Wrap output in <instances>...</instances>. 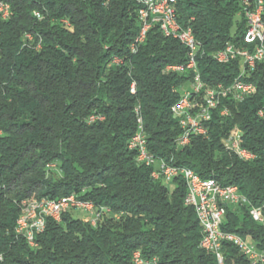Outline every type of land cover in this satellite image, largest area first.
Listing matches in <instances>:
<instances>
[{
	"label": "trees",
	"instance_id": "obj_1",
	"mask_svg": "<svg viewBox=\"0 0 264 264\" xmlns=\"http://www.w3.org/2000/svg\"><path fill=\"white\" fill-rule=\"evenodd\" d=\"M2 1L11 5L12 17L0 25V264H131L136 251L156 264H217L201 248L202 229L194 209L185 205L184 180L170 181V191L168 182L154 180L152 168L139 165L128 149L137 131L133 111L140 106L156 158L193 170L203 180L237 186L260 207L264 64L247 79L257 87L254 96L238 105L221 99L207 124L208 137H192L179 147L182 131L171 107L192 74L166 68L186 64L187 50L155 25L132 54L140 31L134 0ZM176 10L179 24L192 28L202 47L201 81L231 85L239 63L220 65L212 55L241 40L246 21L238 18L239 1L176 0ZM116 58L121 63L115 64ZM133 82L136 95L130 93ZM225 105L229 117L221 115ZM91 116L104 119L90 123ZM235 127L254 160L242 161L224 148ZM71 195L106 207L119 219L106 217L92 227L88 218L65 212L61 222L47 220L35 249L15 234L23 201ZM222 231L264 250V225L245 207H227ZM223 253L225 264H249L232 244L225 243Z\"/></svg>",
	"mask_w": 264,
	"mask_h": 264
},
{
	"label": "built area",
	"instance_id": "obj_2",
	"mask_svg": "<svg viewBox=\"0 0 264 264\" xmlns=\"http://www.w3.org/2000/svg\"><path fill=\"white\" fill-rule=\"evenodd\" d=\"M139 6L138 19L141 27V36L135 38L130 46L132 54H136L139 48L146 42L147 35L153 26L159 25L160 31L166 38L176 40L172 37L171 31H164L161 23H155L151 19V13H146L144 3L147 0H134ZM242 8L238 14L239 19H245L246 28L241 40L230 41L225 48L212 55L213 60L220 65H228L234 62L239 63L240 71L231 85L224 86L218 84L207 86L201 81L199 65V49L201 45L197 41L195 34L191 30H184L177 20L176 0H158L159 9H168V12H175L176 23H173V30H180V37H184L183 45L187 50V63L180 66H168L169 69H176V74L186 75L191 73L190 80L180 88V99L171 107V113L178 121L182 131L177 139L179 147H186L190 144L192 137H208L207 124L211 121V113L216 110L223 100L230 101V105L243 103V93H257L255 84L247 82L251 74L258 65L264 64V25L262 17H254V8L249 0H238ZM12 17L11 5L0 0V25L7 22ZM241 22V21H240ZM27 43L32 41L29 34L25 36ZM40 48V45H39ZM115 64L121 63L119 59H114ZM215 91H222V101H215ZM130 93L136 95V83L130 87ZM209 96V104L206 107H199V98ZM179 109H186V116H179ZM133 113L136 117L137 137L130 139L128 149L137 155L139 165L152 168L151 177L156 181H173L177 178L184 180L186 184L185 205L193 208L198 222L202 229L201 248L209 254L215 256L217 264H225L223 246L225 243L235 246L249 264H264V250H260L251 240H245L239 235L222 231V226L226 219L227 207L247 208L249 215L254 222L264 225V205L253 206L247 202L245 196H241L238 187L227 189L216 180H203L193 170L183 167L172 166L163 159L156 158L149 151L148 135L144 126V119L140 106L134 108ZM230 108L225 105L221 115L230 116ZM260 116L263 115L261 111ZM103 117L91 116L89 122L102 121ZM224 148L227 152L235 155L242 161H252L255 156L243 147L242 133L235 127L224 141ZM23 202H26L23 201ZM22 202V203H23ZM22 206V204H21ZM43 209H51V217H44L41 221V228H34L32 232H19V225L23 224L24 219L16 222L15 234L25 239L28 246L35 249L37 243L36 235L43 233L46 229L47 220L61 222L65 212L85 210L92 212V220H86L92 227L104 221L107 217L119 219V215H114L106 207H98L92 202L80 200L77 196L71 195L59 199H47ZM131 264H156V261H149L143 258L140 251H136L131 260Z\"/></svg>",
	"mask_w": 264,
	"mask_h": 264
},
{
	"label": "bare ground",
	"instance_id": "obj_3",
	"mask_svg": "<svg viewBox=\"0 0 264 264\" xmlns=\"http://www.w3.org/2000/svg\"><path fill=\"white\" fill-rule=\"evenodd\" d=\"M251 3V0H249ZM254 3V2H253ZM158 0H147L144 3V10L146 13H151V19L155 23H161L164 31L172 30V37H176L182 44H184V37H180V30H173V23H176L175 12H168V9H159ZM254 17H262L264 13V0H256L254 5ZM12 10V8H11ZM184 30H191V28H186ZM141 36V27L137 38ZM31 37V35H30ZM169 71L176 72V69H169ZM252 93H243V100L252 97ZM222 99V91H215V101H220ZM209 104V96H201L199 98V107H206ZM179 116H186V109H179ZM104 118H102L103 120ZM137 137V131L132 139ZM237 186L231 185L227 186V189H235ZM242 196V195H241ZM47 198L40 200L29 199L22 203V211L19 219H24L23 224L19 225V232H32L34 228H41V221L44 217H51V209H43ZM248 202V201H247ZM91 214L92 220V212Z\"/></svg>",
	"mask_w": 264,
	"mask_h": 264
},
{
	"label": "rangeland",
	"instance_id": "obj_4",
	"mask_svg": "<svg viewBox=\"0 0 264 264\" xmlns=\"http://www.w3.org/2000/svg\"><path fill=\"white\" fill-rule=\"evenodd\" d=\"M50 168H52V170L55 173L58 172L56 167H50ZM166 182H168L167 185H168L169 190L173 191L174 185L169 183L170 181H166ZM70 214L74 219L85 221L88 218V220H91V214H89V212H86L85 210L71 211Z\"/></svg>",
	"mask_w": 264,
	"mask_h": 264
}]
</instances>
